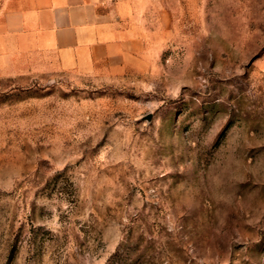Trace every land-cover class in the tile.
Returning <instances> with one entry per match:
<instances>
[{
	"label": "rangeland",
	"instance_id": "rangeland-1",
	"mask_svg": "<svg viewBox=\"0 0 264 264\" xmlns=\"http://www.w3.org/2000/svg\"><path fill=\"white\" fill-rule=\"evenodd\" d=\"M112 7L137 47L98 73L0 20V264H264V0Z\"/></svg>",
	"mask_w": 264,
	"mask_h": 264
},
{
	"label": "crops",
	"instance_id": "crops-1",
	"mask_svg": "<svg viewBox=\"0 0 264 264\" xmlns=\"http://www.w3.org/2000/svg\"><path fill=\"white\" fill-rule=\"evenodd\" d=\"M0 20L8 24L10 47L53 69L114 70L137 47L112 0H8Z\"/></svg>",
	"mask_w": 264,
	"mask_h": 264
}]
</instances>
